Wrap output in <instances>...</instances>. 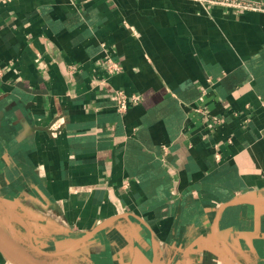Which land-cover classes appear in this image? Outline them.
Masks as SVG:
<instances>
[{
	"label": "crops",
	"instance_id": "obj_1",
	"mask_svg": "<svg viewBox=\"0 0 264 264\" xmlns=\"http://www.w3.org/2000/svg\"><path fill=\"white\" fill-rule=\"evenodd\" d=\"M0 227L39 264H264V12L0 0Z\"/></svg>",
	"mask_w": 264,
	"mask_h": 264
},
{
	"label": "built area",
	"instance_id": "obj_2",
	"mask_svg": "<svg viewBox=\"0 0 264 264\" xmlns=\"http://www.w3.org/2000/svg\"><path fill=\"white\" fill-rule=\"evenodd\" d=\"M206 6H214L232 10L234 12H264V0H195ZM117 109L125 113L128 109L127 97L124 92H117L115 96Z\"/></svg>",
	"mask_w": 264,
	"mask_h": 264
},
{
	"label": "water",
	"instance_id": "obj_3",
	"mask_svg": "<svg viewBox=\"0 0 264 264\" xmlns=\"http://www.w3.org/2000/svg\"><path fill=\"white\" fill-rule=\"evenodd\" d=\"M0 243L4 244L11 252L18 255L29 264H39L31 256L27 255L21 248L15 243V241L0 227Z\"/></svg>",
	"mask_w": 264,
	"mask_h": 264
}]
</instances>
